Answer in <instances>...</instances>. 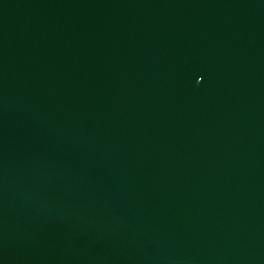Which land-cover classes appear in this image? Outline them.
Instances as JSON below:
<instances>
[{
  "label": "water",
  "instance_id": "water-1",
  "mask_svg": "<svg viewBox=\"0 0 264 264\" xmlns=\"http://www.w3.org/2000/svg\"><path fill=\"white\" fill-rule=\"evenodd\" d=\"M0 264H264V0H0Z\"/></svg>",
  "mask_w": 264,
  "mask_h": 264
}]
</instances>
